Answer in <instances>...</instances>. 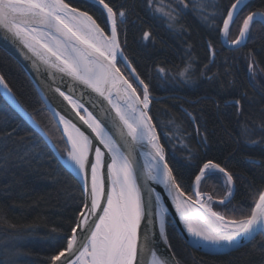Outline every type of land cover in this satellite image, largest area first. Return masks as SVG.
Wrapping results in <instances>:
<instances>
[{
	"label": "snow or ice",
	"instance_id": "obj_1",
	"mask_svg": "<svg viewBox=\"0 0 264 264\" xmlns=\"http://www.w3.org/2000/svg\"><path fill=\"white\" fill-rule=\"evenodd\" d=\"M145 2L152 9L153 16L164 21L170 29L182 15L192 12L219 34L222 48L246 45L252 27L257 23L264 25V11H249L242 17L236 37L230 39L233 26L251 0H229L228 4H223L221 0H176L175 5L171 0L159 5L156 0ZM93 5L102 9L99 19L103 26L89 11L72 6L66 0H0V31L4 33V39L22 44L35 58L34 64L38 60L49 70L48 74L54 83L57 79L54 72L70 78L68 81L60 78L66 84L67 91L57 86L55 92L67 101L104 148L102 150L95 146L93 139L73 122L70 114L66 118L56 111L48 95L41 91L40 103L59 118L63 136L67 138L68 147L59 159L63 161L65 170L82 178L84 208L87 210L81 211L80 219L71 228L72 235L67 237L66 247L50 257V264H142L144 250L149 244L154 248L153 231L157 224L160 238L171 251L165 226L167 209L161 204L158 194L154 199L152 196L145 198L140 184L144 178L163 185L167 190L190 242L197 247L232 249L250 242L256 235L264 236V188L253 193V205L246 214L241 209L240 218H230L214 210L213 195L199 190L202 181L216 177L217 173L223 174V187L227 191L218 203L225 205L231 202L235 189L234 177L218 163L208 160L199 168L195 175V198L182 190L166 159L165 147L157 131L158 125L150 115L152 97L149 85L123 52L118 18L119 23H124L126 11L121 8L117 13L106 0H93ZM209 8L211 12H208ZM149 36V32H144L145 39ZM208 49L214 58L215 47L211 41ZM119 64H123L126 70L131 69L128 76L121 71ZM252 67L250 62V72ZM157 71L161 76L169 73L164 67H158ZM191 71L189 63L176 75L187 80L190 79ZM73 82L84 85V88H79ZM86 89L103 97L111 106V110H108L100 105L102 119L93 115L82 102ZM0 90L30 122L34 131L50 143L48 133L19 104L2 75ZM138 90L142 91V95ZM91 101L92 97H88L87 102ZM57 103L63 108L62 104ZM232 103L239 112L241 101ZM80 109L87 113V118L81 115ZM112 112H115L114 117ZM184 116L195 126L201 146H206L207 137L200 131L197 116L187 110H184ZM168 125L176 127L175 133L164 134L172 150H186V159L193 160V150L188 144L192 133L187 132L182 123L177 121L169 120ZM93 148L94 159L91 156ZM136 152L143 158V166ZM230 211L235 214L238 209L234 206ZM64 238L50 237L57 242L54 251ZM153 256L152 264H165V261L171 264L175 259L174 253L171 257H162L155 248ZM176 264L179 262L176 261Z\"/></svg>",
	"mask_w": 264,
	"mask_h": 264
},
{
	"label": "trees",
	"instance_id": "obj_2",
	"mask_svg": "<svg viewBox=\"0 0 264 264\" xmlns=\"http://www.w3.org/2000/svg\"><path fill=\"white\" fill-rule=\"evenodd\" d=\"M66 2L89 11L103 26L99 19L102 10L97 6L83 0ZM106 2L117 13L121 8L126 11L124 23L118 19L123 52L149 85L154 98L150 115L158 125L166 159L182 190L194 197L193 184L199 168L208 160L218 163L233 175L235 189L230 203L214 204V209L240 218V210L246 214L253 205V193L264 188V25L255 24L247 44L229 50L221 47L219 34L192 12L182 15L170 29L153 16L145 0ZM221 2L228 4L229 0ZM249 11H264V0H251L233 26L230 39L236 37L242 17ZM144 32L150 33L148 39ZM209 41L215 47L214 58L208 49ZM250 58L263 73V80L256 86L247 72ZM189 63L192 71L188 80L192 82L185 85L176 73ZM158 67L169 70L168 75L161 76ZM0 75L62 155L68 146L52 115L40 103L24 68L1 48ZM235 100L241 101L239 112L232 103ZM184 110L197 116L200 131L207 137L206 146H201L195 126L188 122ZM169 120L182 123L192 133L188 144L193 160L186 159V150H172L164 135L176 132L175 126L168 125ZM222 177L217 173L202 181L199 190L214 199L222 198L226 193ZM82 202V189L76 178L0 96V264H49L50 257L66 247ZM234 206L238 209L235 214L230 211ZM166 230L179 264H264L263 236L258 235L236 251L214 255L191 248L172 224H167ZM53 236L65 237L55 251L57 242L50 239Z\"/></svg>",
	"mask_w": 264,
	"mask_h": 264
},
{
	"label": "water",
	"instance_id": "obj_3",
	"mask_svg": "<svg viewBox=\"0 0 264 264\" xmlns=\"http://www.w3.org/2000/svg\"><path fill=\"white\" fill-rule=\"evenodd\" d=\"M83 1H86L88 3L93 4V0H83ZM97 7L99 8V6H97ZM104 15L106 17V13H104ZM0 48L3 49L6 53H8L11 57H13L24 68L27 75L31 79L32 83L34 84V87H35L39 97H40L41 91H43L44 94L48 95L49 102L56 109V111H59L61 113V115H65L66 118H68V114H70L73 122L76 123V125L78 127H80L81 130L84 131L86 135H89L90 138L93 139L94 145L98 146L102 150H104L103 145H101L99 143V141L95 139V134L91 133V129H89L87 127V125H85L83 123V121L80 120V118L78 116H76L75 112L72 111L71 106L68 105L67 101H64L63 97H60L59 94L57 92H55V88L57 86H60L61 90L67 91L66 84L62 83L60 78L63 77V81H68V80H70L69 77H66L61 73H55L54 72V75L57 77L56 82L54 83L52 78H50V76L48 74L49 70L46 69L44 65L40 64V62L38 60L34 64L33 61L35 58L32 57V54L29 53L27 49L23 48L22 44H19V42H13L11 40H5L4 39V33L2 31H0ZM224 48L229 49V50H234V49H238L240 47H235V48L224 47ZM37 65H38V67H37ZM128 70H129V72L131 71V69H128ZM73 83L78 84V82H73ZM78 87L83 89L84 85L78 84ZM0 96L14 111H16V113H18V115L23 120H25L31 126L30 122L23 116V114L21 112H19L17 110V108L12 103H10L7 100V98L2 94L1 91H0ZM88 97H92L91 102H87ZM152 99H154V98H152ZM57 102L62 104L63 108L59 107ZM82 102L84 103L85 107L90 112H92L93 115H95L97 118L102 119L101 112H100V105L101 104L104 106L105 109L111 110V106L108 105L107 101L104 100L103 97H99L96 93L92 92L91 89L85 90V99ZM97 102H99V103H97ZM94 104H96L97 106L93 107ZM65 109L67 111H65ZM80 112H81V115L85 116V118L87 117V113H85L83 109H80ZM50 114L52 115L55 123L57 124V126H58V128H59V130L63 136V127L61 125H59V123H58L59 118L54 117L51 112H50ZM111 114L113 117L115 116V112H112ZM40 137L46 143V145L51 150V152L54 154L56 159L63 166V161L59 159L60 155H59L58 151L56 150V148L53 147V143L51 142L49 137H48V140L50 141V143H47L41 135H40ZM63 138H64V141L67 145V138L65 136H63ZM94 155H95V153H94V148H93V151L91 152V156L93 159H94ZM136 156H137V159H138L140 165L143 166V158L140 156L139 152H136ZM71 174L79 182L81 189H82V194H83V185L81 182L82 178L80 179L77 176H75L73 173H71ZM140 184L143 187V195L145 196V198H147L148 196H152V198L154 199L156 194H158L160 196L161 204L164 206V208L167 209V212L165 214V220H166L165 226H166V228H167V224H172L176 228V230L178 231V233L180 234L182 239L191 248L198 250V251H201V252H204V253H208V254L221 255V254H226V253L236 251L239 248H241L247 244V243H243L238 248H232V249L225 248V249H220V250H214V249H210L207 247H203V248L197 247L196 245H194L193 243L190 242V238L187 236V232L184 229L183 224L180 222L179 214L176 212L175 206L172 204L171 198L168 196L167 190L163 187V185H161L159 183H154L153 181L147 180L146 178L142 179L140 181ZM193 193H195V181L193 184ZM193 198H195V195ZM82 210L85 212L87 211L84 208V195H83L82 206H81L79 213L77 215L75 225L77 224L78 220L81 217V211ZM167 218H169L170 222H168ZM142 227H143V224H142ZM166 232H167V230H166ZM71 235H72V233L70 234V236ZM153 236L155 237V245H154L155 250L157 252H159L162 255V257H171L173 255L172 249H171V251H169L168 246L165 245L163 240L160 238L158 224L154 228ZM257 236L258 235H256V237ZM263 238H264V236H263ZM141 243L143 244V239L141 240ZM154 248H153V245H151V244H149L147 246V248L144 250V252L141 256L142 264H152V260L154 259V256H153ZM176 261L177 260L175 258L173 261H171V264H176ZM165 264H169V262L165 261Z\"/></svg>",
	"mask_w": 264,
	"mask_h": 264
},
{
	"label": "rangeland",
	"instance_id": "obj_4",
	"mask_svg": "<svg viewBox=\"0 0 264 264\" xmlns=\"http://www.w3.org/2000/svg\"><path fill=\"white\" fill-rule=\"evenodd\" d=\"M165 2V0H163V1H161V2H159V3H157V5H159V4H161V3H164ZM175 2H176V0H171V3L173 4V5H175ZM119 19V18H118ZM250 62H252V64H253V67H252V70H251V72H250V70H249V63ZM122 67H123V69L126 71V73H129V70L127 69H125V67H124V65L122 64L121 65ZM247 72H248V74H249V77H250V80H251V82L256 86V85H258V83L261 81V80H263V73H262V71H261V69H259V67L255 64V62L250 58L249 60H248V64H247ZM179 79L186 85H190L191 84V82L192 81H190V80H184V79H181L180 77H179ZM140 91V90H139ZM140 94L142 95V91H140ZM169 130V129H168ZM60 143V142H59ZM59 153V152H58ZM62 155H64L65 154V151H63L62 153H61ZM59 155H60V153H59ZM61 156V155H60ZM224 183V178L222 177V184ZM226 189V188H225ZM227 191V190H226ZM218 200L219 199H214V204H219L218 203ZM82 206V205H81ZM81 208V207H80ZM215 210V209H214ZM217 211V210H216ZM219 212H221V211H219ZM231 218V217H230ZM169 218H167V220H168ZM168 222H170V220L168 221Z\"/></svg>",
	"mask_w": 264,
	"mask_h": 264
},
{
	"label": "bare ground",
	"instance_id": "obj_5",
	"mask_svg": "<svg viewBox=\"0 0 264 264\" xmlns=\"http://www.w3.org/2000/svg\"><path fill=\"white\" fill-rule=\"evenodd\" d=\"M1 92H2V90H0ZM8 100V99H7ZM9 101V100H8ZM87 118V117H86ZM75 176H76V174L75 173H73ZM78 177V176H77ZM78 178H80L81 179V177H78Z\"/></svg>",
	"mask_w": 264,
	"mask_h": 264
}]
</instances>
